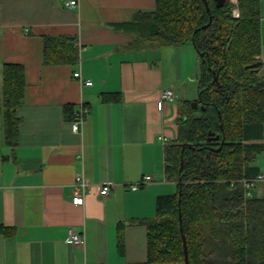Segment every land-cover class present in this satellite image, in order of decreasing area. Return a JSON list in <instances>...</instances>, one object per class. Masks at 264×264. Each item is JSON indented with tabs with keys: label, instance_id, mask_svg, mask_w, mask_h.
<instances>
[{
	"label": "crops",
	"instance_id": "1",
	"mask_svg": "<svg viewBox=\"0 0 264 264\" xmlns=\"http://www.w3.org/2000/svg\"><path fill=\"white\" fill-rule=\"evenodd\" d=\"M70 1L77 3L66 8ZM154 10L155 0H0V89L4 64L21 65L26 84L14 146L5 144L0 114V225L13 229L0 235V264H147L141 222L155 217L159 196L176 192L164 175L182 94L175 86L197 78L198 67L186 45L130 46L137 36L124 26ZM260 16L264 65V0ZM45 37L78 41L77 63L46 65ZM77 72L92 85H81ZM164 90L175 100L159 107ZM104 95L115 98L102 101ZM81 105L87 113L73 133L65 107L74 114ZM79 173L93 187L83 206H74ZM143 176L153 181L133 191ZM107 183L112 189L101 199L98 186ZM251 193L264 199V182ZM69 229L83 234L84 247L71 244Z\"/></svg>",
	"mask_w": 264,
	"mask_h": 264
},
{
	"label": "trees",
	"instance_id": "2",
	"mask_svg": "<svg viewBox=\"0 0 264 264\" xmlns=\"http://www.w3.org/2000/svg\"><path fill=\"white\" fill-rule=\"evenodd\" d=\"M207 4L209 11L203 0H155L153 12L137 13L124 26L137 36L131 47L190 44L198 60L191 101L197 108L179 102L176 137L164 146V175L176 192L159 196L155 217L141 222L147 264H184L182 236L189 264H264V199H245L240 185L260 173L253 164L264 155V145L255 143L264 141V65L249 67L261 61L260 0H237L238 18L233 4ZM75 41L45 37L43 62L74 66ZM25 86L23 67L4 64L0 114L8 146L17 141ZM65 111L74 118L72 106ZM0 235L11 236L13 229L0 225Z\"/></svg>",
	"mask_w": 264,
	"mask_h": 264
},
{
	"label": "built area",
	"instance_id": "3",
	"mask_svg": "<svg viewBox=\"0 0 264 264\" xmlns=\"http://www.w3.org/2000/svg\"><path fill=\"white\" fill-rule=\"evenodd\" d=\"M76 1H70L65 3L66 8H73L76 5ZM231 3H236L235 0H231ZM232 15L234 18H238L239 14L237 10H233ZM76 46L79 48L80 44L77 41ZM80 49V48H79ZM73 77L78 80V82L83 85V86H91L92 82L89 80H83L80 76V73H75L73 74ZM175 100V95L171 90H164L161 95H160V100L158 102V106L162 107L164 102H172ZM87 113V110L81 105L79 110L75 112L74 118L71 121V130L73 133H79L84 117ZM160 141L163 143H167L166 138L159 137L158 138ZM153 181V178L151 176H143L139 182L131 186V189L133 191H136L140 189L141 187H144L145 185L151 183ZM264 182V173H259L257 174L254 178L250 179H242L240 180V185L242 186L243 189V196L245 199L252 198V193L251 190L258 184ZM93 185L89 182V180L84 176L83 173H79L74 180L73 183V192H72V197H71V203L74 206H83L85 197L87 194L90 193ZM112 189V184H102L98 186V196L101 199H105L107 196H109L110 191ZM68 236L71 244H73L76 247H84L85 244V237L83 234H80L76 232L73 229L68 230Z\"/></svg>",
	"mask_w": 264,
	"mask_h": 264
},
{
	"label": "rangeland",
	"instance_id": "4",
	"mask_svg": "<svg viewBox=\"0 0 264 264\" xmlns=\"http://www.w3.org/2000/svg\"><path fill=\"white\" fill-rule=\"evenodd\" d=\"M235 2L236 3H232L233 5H234V9L233 10H237V12H238V9H237V0H235ZM233 10H232V12H233ZM238 14H239V12H238ZM262 40H263V47H262V51H263V55H264V25L262 26ZM186 48H189V50H190V52H191V48H193L192 47V45H190V44H187L186 46H185ZM192 50H194V49H192ZM196 54V53H195ZM196 56H197V54H196ZM195 56V57H196ZM194 59V58H193ZM194 60H197V58H195ZM198 61V60H197ZM197 66H198V62H197ZM264 72V68H262V70L260 71V74L261 73H263ZM196 73L198 74V67H197V71H196ZM192 88H195V91H196V94L194 95V96H191L190 95V91H191V89ZM181 90V92H182V94H178L179 95V97H180V99H189V100H193V99H191V97L193 98L194 97V99H196L197 98V83H196V76L194 77V76H192L191 78H190V80H184V82L183 83H181L180 85H178V86H175V91H180ZM179 99V101H181ZM177 103V102H176ZM264 164V155L262 154V153H260L259 155H258V157H257V161L253 164V166L254 167H257V168H259V169H262V165ZM175 192V191H174Z\"/></svg>",
	"mask_w": 264,
	"mask_h": 264
},
{
	"label": "water",
	"instance_id": "5",
	"mask_svg": "<svg viewBox=\"0 0 264 264\" xmlns=\"http://www.w3.org/2000/svg\"><path fill=\"white\" fill-rule=\"evenodd\" d=\"M204 3H205V6L207 8V11H209V8H208V4H207V0H203ZM215 1H218V0H215ZM230 3V0H226L225 2V5L229 4ZM223 5H218V7H221ZM211 21V19H210ZM200 57H202V54L200 55ZM263 63L261 61L249 66L251 68H254V67H258L260 65H262ZM214 80L216 81V78H214ZM191 105L194 107V108H197V103L196 102H192ZM211 135V134H210ZM219 138L218 137H215V138H209L208 140H215L217 141ZM223 143V142H222ZM180 196V194H179ZM178 203H180V199L178 201ZM180 231L182 232V228L180 226ZM182 239H183V252H184V264H189V261H188V252H187V246H186V242H185V238L182 236Z\"/></svg>",
	"mask_w": 264,
	"mask_h": 264
},
{
	"label": "flooded vegetation",
	"instance_id": "6",
	"mask_svg": "<svg viewBox=\"0 0 264 264\" xmlns=\"http://www.w3.org/2000/svg\"><path fill=\"white\" fill-rule=\"evenodd\" d=\"M214 2L217 4V5H225V2L226 0H218V1H215ZM190 105H191V101H190Z\"/></svg>",
	"mask_w": 264,
	"mask_h": 264
}]
</instances>
